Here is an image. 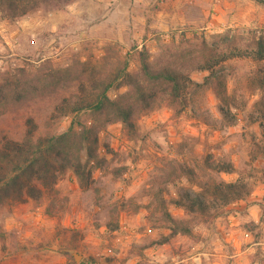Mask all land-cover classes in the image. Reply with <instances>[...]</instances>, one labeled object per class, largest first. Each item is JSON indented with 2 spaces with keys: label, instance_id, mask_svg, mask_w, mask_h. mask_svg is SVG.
<instances>
[{
  "label": "rangeland",
  "instance_id": "374dc122",
  "mask_svg": "<svg viewBox=\"0 0 264 264\" xmlns=\"http://www.w3.org/2000/svg\"><path fill=\"white\" fill-rule=\"evenodd\" d=\"M39 1L23 16L0 10V85L33 121L16 131L9 113L3 126L36 140L73 123L82 161L96 159L81 184L65 170L41 206L27 198L5 214L0 264H264V244L252 245L264 242V0ZM144 63L198 84L210 64L228 102L190 85L183 105L131 129L110 110L77 111L108 84L110 100L128 91ZM237 180L246 195L223 205L212 187ZM182 190L204 194V213L178 203ZM164 212L191 233L173 234Z\"/></svg>",
  "mask_w": 264,
  "mask_h": 264
},
{
  "label": "trees",
  "instance_id": "16d2710c",
  "mask_svg": "<svg viewBox=\"0 0 264 264\" xmlns=\"http://www.w3.org/2000/svg\"><path fill=\"white\" fill-rule=\"evenodd\" d=\"M255 1L262 2V0ZM39 2V0H0V10L7 9L15 17L23 16L37 8ZM212 67L210 64L206 65L208 74L204 77L203 84H198L179 67L168 65L153 69L144 63L138 72L129 76L128 81L131 82V86L128 91L110 100L106 94L110 85L108 84L93 100L77 111L86 109L93 114H99L107 109L113 115L108 121H119L125 128L131 129L136 115L153 111L162 104L170 108L175 104L183 105L185 103L183 93L190 85H210L219 101L227 104L229 96H226L225 78ZM2 87L0 85V238L4 216L12 207L27 198L35 200V205L41 206L43 195L53 187L58 176L65 170H71L81 184L88 164L96 159L93 152L87 151L86 160L82 161L79 150L74 148L73 136L77 132L73 123L61 134L46 132L44 137L36 140L32 130H27L23 136L20 134L8 136L7 133L13 129L3 126L6 116L9 113L13 115L12 121H15L13 128L18 131L17 129L23 126L22 120L28 118V113L20 109L19 98L11 105L8 104L6 92ZM26 123L31 124L33 121L28 118L24 126L27 125ZM98 129L99 127L93 128L94 135ZM86 140L87 137H82L80 142ZM52 159L58 166L51 162ZM243 190L244 184L239 180L212 187V192L220 197L223 205L245 196ZM180 195L182 198L180 197L178 203L188 212L192 213L199 209L204 213L206 210L207 203L203 193L192 194L182 190ZM163 218L173 234L191 233L189 227L175 220L168 212H164Z\"/></svg>",
  "mask_w": 264,
  "mask_h": 264
},
{
  "label": "crops",
  "instance_id": "0c3cea01",
  "mask_svg": "<svg viewBox=\"0 0 264 264\" xmlns=\"http://www.w3.org/2000/svg\"><path fill=\"white\" fill-rule=\"evenodd\" d=\"M248 200H249V198H248ZM262 208H263V211H264V207L263 206H262ZM263 211L262 210L258 211L257 205L250 206L248 208V217H247L248 221H252L255 225L260 226L262 224V222H260V217L263 215ZM260 229H262V226H261ZM259 244H264V242H260V241L256 242V241H254L252 243V245H259Z\"/></svg>",
  "mask_w": 264,
  "mask_h": 264
}]
</instances>
